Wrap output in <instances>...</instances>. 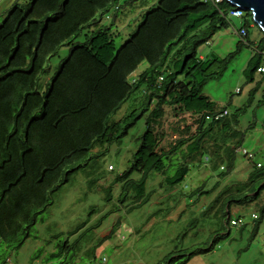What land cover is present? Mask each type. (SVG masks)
Listing matches in <instances>:
<instances>
[{"label": "trees", "instance_id": "16d2710c", "mask_svg": "<svg viewBox=\"0 0 264 264\" xmlns=\"http://www.w3.org/2000/svg\"><path fill=\"white\" fill-rule=\"evenodd\" d=\"M118 1L27 0L12 3L0 14V264H7L4 250L15 251L23 245L38 217L51 205L53 194L73 173L105 151L95 150L119 142L142 117L145 130L138 138L132 163L113 178V184H120L118 204L123 206L132 198L130 205H125L127 212L150 200L152 193L146 192L148 176L164 174L173 160L177 167L164 180L168 187L184 180L189 163L202 158L208 162L207 153L221 162L224 158L231 160L237 151L223 142L227 137L238 138L235 130L233 136L229 135V118L235 120L236 114L228 112L214 119L225 108L218 109L202 94V88L222 74L244 43L253 48L243 70L247 81L252 82L257 70L264 67V34L251 15L226 0H158L116 47L112 28L100 22L118 7ZM234 10L241 13L237 18L244 22L235 31L241 39L235 50L224 59H199L198 48L227 28L229 13ZM248 24L262 34L255 45L248 40ZM62 46L68 48L67 56L43 84L42 78L50 73L47 62ZM142 63L147 67L132 81ZM215 64H220L218 70L210 72ZM257 90L250 91L251 97ZM138 92L140 96L134 99L137 108L113 120ZM166 109L176 117L187 114L190 124L179 119L171 127L173 138L164 143ZM223 145L226 147L221 152ZM230 163L220 178L232 170ZM217 166L213 162L210 169ZM254 166L244 181L225 185L201 214L221 204L217 214L227 230L230 207L254 203L264 191V167ZM134 174L137 179L132 178ZM215 190L216 185L209 190L198 187L188 197L200 199ZM104 201H111L110 188L105 190ZM259 209L260 215L253 219L252 236L264 216V204ZM94 211L92 208L90 213ZM113 212L108 211L85 232L97 230ZM116 225L89 248L80 244L85 232L70 241L84 223L66 234H57L53 237L54 251L42 262L73 264L86 258L92 264L95 251L114 234ZM226 237L228 234L214 233L204 245L173 251L157 264H186L190 257L210 252ZM40 255L41 250H37L32 261Z\"/></svg>", "mask_w": 264, "mask_h": 264}, {"label": "rangeland", "instance_id": "374dc122", "mask_svg": "<svg viewBox=\"0 0 264 264\" xmlns=\"http://www.w3.org/2000/svg\"><path fill=\"white\" fill-rule=\"evenodd\" d=\"M24 1L27 0H0V14L12 2L21 4ZM149 2L150 0L118 1L121 8L130 11ZM104 23L109 24L106 20ZM242 25L244 22L241 18L229 16L227 28L220 29L211 36L208 44L201 45L197 50V56H203L204 60L224 59L240 42L241 39L235 31ZM246 29L248 40L254 43L253 45L261 40L262 34L255 26L248 24ZM121 43V39H115L116 47ZM67 53L68 48L62 46L49 58L47 63L50 73L42 78L43 84L55 72L60 60L66 57ZM252 53L253 48L244 43L235 57L227 62L222 74L215 75L202 88V94L218 109L225 108L230 115L236 114L235 120L229 118V122L231 128L238 132V138L227 137L223 141L237 150L231 160L224 158L219 162L214 154L207 153L212 162L209 160L204 162L202 158L200 162L189 163L184 180L174 187H168L164 180L174 174L177 161L173 160L164 174L151 173L148 176L146 192L152 193L150 200L142 207L127 212L125 205H130L132 198L123 206L118 204L120 184H113V178L127 170L132 163V156L139 144L138 138L145 130V117H142L119 142L104 149L97 148L95 151H105L90 160L87 166L73 173L53 194L51 205L38 217L23 245L15 251L4 250L3 254L6 259L8 258L7 264H45L42 261L48 253L54 251L55 235L66 234L84 223V226L70 238V241H73L111 210L114 212L97 230L85 232L86 235L81 239L80 244L84 247L88 244L86 248H89L108 235L118 222L114 234L95 251L96 258L92 264H157L173 251L200 247L207 243L214 233L222 234L226 227L218 214L214 216L215 205L201 214L203 208L210 204L218 193L202 196L200 199L189 198L188 194L202 183L204 190L211 189L218 181L221 171L225 170L230 162L232 170L222 179L224 185L244 181L255 168V164L264 167V74L256 73L252 82L247 81L243 74ZM218 66L220 64H215L209 71H217ZM146 67L147 64L142 63L135 73ZM255 87L258 90L251 97L250 91ZM140 94L139 92L134 94L113 116V120H119L136 109L138 105H134V99ZM165 113L164 143L173 138L171 127L179 119H186L190 124L187 114L176 117L169 109H166ZM242 150L252 154L253 158L248 160L242 155ZM213 162L218 164L215 170L210 169ZM132 178L137 179L138 175L134 174ZM108 188L111 190L109 203L104 201L105 190ZM263 198L264 191L260 199L254 203L231 206L230 219H240L244 226L240 232L241 236L238 232L239 226L228 225L230 229L228 237L219 240L210 252L199 256L193 255L186 264H264V217L256 234L249 237L253 223L251 215H260L259 205L262 204ZM92 208L95 211L90 213ZM158 209L160 211L157 212ZM178 216L180 219H177ZM232 238L234 240L231 241ZM37 250H41V255L32 261ZM239 250L242 251L237 256ZM87 260L82 258L73 264H88ZM49 264H57V261Z\"/></svg>", "mask_w": 264, "mask_h": 264}, {"label": "crops", "instance_id": "0c3cea01", "mask_svg": "<svg viewBox=\"0 0 264 264\" xmlns=\"http://www.w3.org/2000/svg\"><path fill=\"white\" fill-rule=\"evenodd\" d=\"M158 0H150L149 3H144L143 5L139 6V7H136L134 8L133 10H129V9H123L121 8L120 5H118L117 8H114L112 9L109 13H107L102 19H101V22H100V25L102 26H109L110 28H112V31L115 33V39L116 38H119L121 39L122 43L128 38V36L136 29L139 21H140V17L143 13H145L149 8L153 7L156 3H157ZM13 3V2H12ZM11 3V4H12ZM9 4V6L11 5ZM123 10V11H122ZM107 21L109 24H105L104 21ZM121 43V44H122ZM199 59H204L203 56H199ZM143 71V70H142ZM140 72H137V73H133V79L132 81H134V79L137 77V75L139 74ZM234 130H230L229 132V135L230 136H233L232 132ZM225 147L226 146H222V150H225ZM222 179L223 178H220L218 179V181L215 182L214 186L216 185V190L213 192V193H219L222 188L225 186L223 183H222ZM198 187H201L203 188V183L199 186H197L196 188ZM195 188V189H196ZM193 191V190H192ZM191 191V192H192ZM263 197V196H262ZM211 203V202H210ZM262 204H264V198L262 199ZM209 205V204H208ZM207 205V206H208ZM206 206V207H207ZM205 207V208H206ZM205 208H203V211L205 210ZM219 209H221V204H218L215 208V212H214V216L217 215V211H219ZM157 211H160L159 209ZM264 217V216H263ZM227 218L230 219V215L229 213H227ZM177 219H180V216H178ZM263 219V218H262ZM232 220V219H231ZM253 225H254V222L252 223L251 225V233L249 235V237L252 236V230H253ZM222 228V227H221ZM244 229V226L241 224L239 225V228H238V232H239V235L241 236V231ZM222 234H230V229L228 228L227 230L223 231ZM234 240L233 238L231 239V241ZM229 246V245H228ZM242 250H239V252L237 253V256L240 255V252Z\"/></svg>", "mask_w": 264, "mask_h": 264}, {"label": "water", "instance_id": "95a60500", "mask_svg": "<svg viewBox=\"0 0 264 264\" xmlns=\"http://www.w3.org/2000/svg\"><path fill=\"white\" fill-rule=\"evenodd\" d=\"M230 5L248 12L253 23L264 34V0H226Z\"/></svg>", "mask_w": 264, "mask_h": 264}, {"label": "built area", "instance_id": "2783aa9c", "mask_svg": "<svg viewBox=\"0 0 264 264\" xmlns=\"http://www.w3.org/2000/svg\"><path fill=\"white\" fill-rule=\"evenodd\" d=\"M212 1L214 3H217L219 0H212ZM229 16L230 17H236L237 18V17H240L241 16V13L238 10H234V11H230ZM239 35L240 36H243L244 35L243 30H240L239 31ZM205 44H208V42L205 43ZM257 73H264V67L259 68L257 70ZM160 81H162V77H159L158 82H160ZM227 115H228V111L226 109H223L219 114H217L214 117V119H216L217 117H225ZM242 154L245 155L248 158V160H251L253 158V156L251 154L247 153L245 150H242ZM256 166L259 167L260 165L259 164H256ZM251 217H252V219H255L256 218V215L252 214ZM241 224H242V222H241L240 219L230 220V225L231 226H239Z\"/></svg>", "mask_w": 264, "mask_h": 264}]
</instances>
